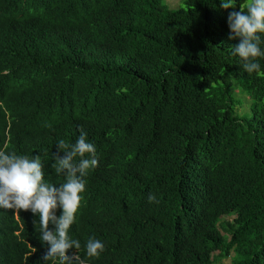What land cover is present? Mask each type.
Masks as SVG:
<instances>
[{"label":"trees","instance_id":"16d2710c","mask_svg":"<svg viewBox=\"0 0 264 264\" xmlns=\"http://www.w3.org/2000/svg\"><path fill=\"white\" fill-rule=\"evenodd\" d=\"M40 1L39 24L0 38V72L48 80L39 87L45 120L12 113L10 147L29 151L68 98L49 82L64 63L81 98L54 125L102 136L93 142L110 167L92 176L103 190L127 187L115 188L109 208L120 240L145 248L132 264L152 261L158 244L173 248L176 264H220L231 250L233 264H264V75L243 70L229 48L239 41L228 38V15L245 0L228 10L221 0L175 9L165 0ZM114 143L123 153L115 164ZM137 200L156 215L129 216ZM228 212L235 222H220Z\"/></svg>","mask_w":264,"mask_h":264},{"label":"clouds","instance_id":"9594fccd","mask_svg":"<svg viewBox=\"0 0 264 264\" xmlns=\"http://www.w3.org/2000/svg\"><path fill=\"white\" fill-rule=\"evenodd\" d=\"M221 7L234 9L236 0H221ZM42 19L40 0L9 4L0 0V38L31 28ZM227 22L229 40L239 41L229 48L242 61L243 70L264 75L258 62L264 58V0H245L239 4V11L229 13ZM55 64L49 82L62 88L68 98L59 102L57 113H47V125L35 134L33 147L27 152L10 147V115L20 113L33 121H44L39 87L48 80L30 74L13 81L10 76L15 72H0V114L5 118V125L0 127V264H31L35 259L38 264H132V258L145 248H134L120 240L109 208L115 201V188L127 187L109 184L103 190L93 179V172L110 167L101 163L93 142L102 136L84 127L54 125L73 109L71 99L77 102L81 98L73 90L72 81L78 79L65 82L67 65ZM47 137L53 142L48 144ZM114 145L113 164L123 154ZM148 201L158 203L155 194H150ZM131 205L136 207L131 217L156 215L140 200ZM228 213L220 222H235L236 215ZM12 237L16 243L9 245ZM156 249L152 261L138 264L177 263L173 248L162 249L158 244ZM232 256L233 250L220 264L224 260L233 264Z\"/></svg>","mask_w":264,"mask_h":264},{"label":"rangeland","instance_id":"374dc122","mask_svg":"<svg viewBox=\"0 0 264 264\" xmlns=\"http://www.w3.org/2000/svg\"><path fill=\"white\" fill-rule=\"evenodd\" d=\"M165 3L167 4V6L171 9H175L177 8L178 4L180 3V0H165ZM236 97L241 99L243 101L244 104L247 103L248 98L246 97V95H242V93H240L238 95V93H236ZM238 113L241 114L242 111L240 109H238ZM223 264H230L229 261L224 260Z\"/></svg>","mask_w":264,"mask_h":264}]
</instances>
